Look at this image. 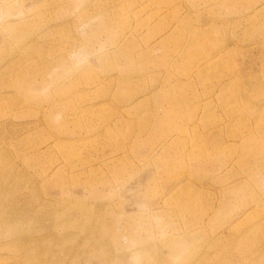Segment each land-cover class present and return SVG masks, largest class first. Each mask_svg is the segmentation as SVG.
Here are the masks:
<instances>
[{
    "label": "rangeland",
    "instance_id": "374dc122",
    "mask_svg": "<svg viewBox=\"0 0 264 264\" xmlns=\"http://www.w3.org/2000/svg\"><path fill=\"white\" fill-rule=\"evenodd\" d=\"M0 264H264V0H0Z\"/></svg>",
    "mask_w": 264,
    "mask_h": 264
},
{
    "label": "bare ground",
    "instance_id": "6f19581e",
    "mask_svg": "<svg viewBox=\"0 0 264 264\" xmlns=\"http://www.w3.org/2000/svg\"><path fill=\"white\" fill-rule=\"evenodd\" d=\"M131 15H135V12H134V14H131V13H130V16H131ZM168 29H169V28H168ZM167 31H169V30H166V32H167ZM164 32H165V31H164ZM162 36H163V33H162ZM167 36H168V35L164 36L163 39L159 40L158 42H162V40H164L165 38H167ZM184 80H185V79H184ZM199 80H200V79H199ZM113 81H114V80H113ZM155 88H157V87H155ZM130 90H131V89H130ZM149 91H151V90H149ZM146 92H147V90H146ZM194 94H195V93H194ZM137 95H138V94H137ZM132 96H133V94H132ZM138 98H139V97H138ZM138 98H137V99H138ZM131 100H133L132 97H128V100H127V101H128V102H132ZM134 102H135V101H134ZM130 104H131V103H130ZM196 105H197V104H196ZM198 105H199V102H198ZM190 107H191V106H190ZM195 108H196V107H195ZM149 120H150V119H149ZM150 123H151V122H150ZM147 124H148V123H147ZM177 191H178V190H177ZM174 192H175V191H174Z\"/></svg>",
    "mask_w": 264,
    "mask_h": 264
}]
</instances>
